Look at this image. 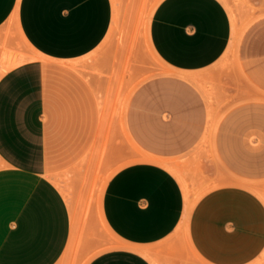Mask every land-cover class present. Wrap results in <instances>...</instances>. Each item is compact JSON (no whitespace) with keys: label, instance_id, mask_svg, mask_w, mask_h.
Returning a JSON list of instances; mask_svg holds the SVG:
<instances>
[{"label":"crops","instance_id":"0c3cea01","mask_svg":"<svg viewBox=\"0 0 264 264\" xmlns=\"http://www.w3.org/2000/svg\"><path fill=\"white\" fill-rule=\"evenodd\" d=\"M113 17V0H0V71L4 54L31 53L18 48L14 31L37 55L0 74V264H58L68 248L72 214L47 174V116L53 112L62 154L68 145L90 151L96 128L110 127L109 97L132 92L121 76L95 70L93 54ZM232 28L224 0H161L154 9L150 44L173 73L132 93L122 126L133 129L150 160L121 167L107 182L103 218L124 246L88 264H264V200L239 185L212 189L182 232L184 191L166 166L196 143L202 127L186 81L222 58ZM249 156L253 175H264V152Z\"/></svg>","mask_w":264,"mask_h":264},{"label":"rangeland","instance_id":"374dc122","mask_svg":"<svg viewBox=\"0 0 264 264\" xmlns=\"http://www.w3.org/2000/svg\"><path fill=\"white\" fill-rule=\"evenodd\" d=\"M157 1L119 0V13L111 30L93 54L96 71L104 69L121 76L117 81L126 83L132 91L126 97H109L110 127L96 128L94 147L81 154L76 145H68L69 152L64 148L62 154L61 144L56 146L53 137V112H48L47 174L77 214L72 248L58 264H86L118 242L101 218L105 186L121 167L149 154L137 143L133 129L122 126L130 113L132 93L147 82L173 73L154 57L146 36V22ZM224 2L236 16L237 31L233 33L232 28L229 47L216 64L195 74L194 81H186L192 108L201 109L202 127L196 143L168 163L192 197L206 187L238 185L236 182L242 181L264 200V175H253L254 167L247 164L249 154L264 152V0ZM13 36L18 48L29 53L16 31ZM99 59H106V64L99 65ZM104 134L108 142L97 143Z\"/></svg>","mask_w":264,"mask_h":264},{"label":"bare ground","instance_id":"6f19581e","mask_svg":"<svg viewBox=\"0 0 264 264\" xmlns=\"http://www.w3.org/2000/svg\"><path fill=\"white\" fill-rule=\"evenodd\" d=\"M161 0H158L152 10H151V16H152V13L154 12V9L156 8V6L158 5V3L160 2ZM113 7H114V16H117L118 13H119V9H120V5H119V0H113ZM230 15H231V19H232V27H233V33H235L237 31V28H238V24H237V19H236V16L233 14L232 10L230 9ZM114 19V17H113ZM12 20L16 22L17 20V13L14 12L13 16H12ZM150 20H151V17L150 19L146 22V36H147V39H148V43H149V47H150V50L151 52L153 53L154 57L159 60L160 58L156 55V53L154 52L151 44H150V35H149V27H150ZM22 41L23 43L29 47L31 49V53L26 55V54H21L19 56L17 55H13L11 53L9 54H4L3 56V62L5 63L4 65V68L0 71V74L3 70H6L12 66H15L19 63H22V62H25L27 60H30V59H35L37 58V55L35 54V52L33 51L32 47L26 42V40L24 38H22ZM233 42V41H232ZM233 46V45H232ZM140 160H150L148 158H145V157H141ZM166 166L168 167V169H170V171L173 172V169L172 167L169 165V164H166ZM239 186H243V187H247L250 189L249 187V184L246 183V182H242V181H238L236 182ZM250 183V182H249ZM252 185V184H251ZM182 186V189L184 191V198H185V204H186V207H185V212H184V215H183V218H182V221H181V224L179 226V229L180 231L182 232H186L188 230V220H189V214L191 213V210L193 209V207L195 206V204L198 202V200L204 195L206 194L207 192H209L210 190L212 189H215L218 185L216 186H211V187H206L205 189H203L201 192H199V194L196 196V197H192L189 189L187 188V186L182 183L181 184ZM252 190V189H251ZM256 192V191H255ZM260 197V196H259ZM264 197V196H263ZM70 210H71V214H72V233H71V238H70V241H69V244H68V248L67 250L71 249L72 248V245H73V242H74V237H75V233H76V209L73 207L72 204H70ZM101 218L103 220V223L105 225V228L107 229V231H109L114 237L115 235L110 231V229L108 228V226L106 225V222L104 221V218H103V214H102V202H101ZM124 245H122L121 243L119 242H116V244H114L112 247H110V249H113V248H117V247H122ZM109 249V250H110ZM91 260V259H90ZM88 260L86 264H88V262L90 261Z\"/></svg>","mask_w":264,"mask_h":264}]
</instances>
